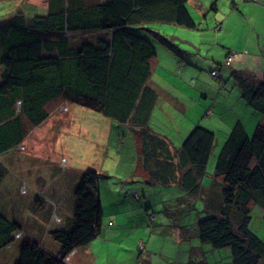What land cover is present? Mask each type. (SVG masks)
<instances>
[{
	"label": "trees",
	"instance_id": "1",
	"mask_svg": "<svg viewBox=\"0 0 264 264\" xmlns=\"http://www.w3.org/2000/svg\"><path fill=\"white\" fill-rule=\"evenodd\" d=\"M46 2V12L32 16L22 11L23 5L37 7L29 0L4 3L16 11L0 17V156L20 146L49 117L54 102L96 110L113 121L110 134L114 128L119 147L128 131L143 134L135 151L140 168L149 182L176 186L177 206L190 205L187 212L198 210L194 197L201 195L208 177L195 235L212 250L227 249L229 264H260L264 241L253 212L260 206L259 218L264 219V126L258 124L248 134L236 121L215 156L211 176L207 166L217 138L213 130L196 123L171 150L149 128L158 97L147 83L157 52L152 24L195 27L187 0ZM160 39L172 48L166 37ZM234 78L240 96L264 115V76L235 70ZM4 164L0 160V188L8 170ZM100 177L93 167L80 172L66 226L49 230L40 243L24 233L16 235L18 222L0 214V264H63L69 251L97 237L103 218ZM134 196L141 199L136 191ZM37 200L44 203L41 196L32 203Z\"/></svg>",
	"mask_w": 264,
	"mask_h": 264
},
{
	"label": "crops",
	"instance_id": "2",
	"mask_svg": "<svg viewBox=\"0 0 264 264\" xmlns=\"http://www.w3.org/2000/svg\"><path fill=\"white\" fill-rule=\"evenodd\" d=\"M44 1L46 2V0ZM30 2L37 8L47 9L48 7L47 2L44 5L36 0ZM222 2L223 5L219 12L213 5L208 7L204 0H187L186 4L196 24L195 27L189 28L171 23H153L151 29L157 32L152 34L155 36L157 52L151 58L152 72L147 83L156 91L158 97L151 112L149 128L161 137L171 150L181 145L196 123L213 130L217 138L207 166L208 176L212 175L211 170L220 140H224L236 121L240 120L243 123L248 134L253 132L256 125L264 126V115L253 111L240 96L234 78L235 70L254 73L258 78L264 76V0L255 3L244 0L240 2L239 0H222ZM237 26L240 33L241 28L246 27L242 36L240 33L238 35ZM230 34L231 36L236 34L235 37L243 42H232L228 38ZM163 37L168 39L172 48L161 41L160 38ZM228 55H232V57L227 64ZM213 70H216V74L212 73ZM211 75L215 80H211ZM232 79H234V84ZM188 98H191L192 104ZM199 107L202 110L197 113ZM175 111L185 115H189V112H194V114L191 120L181 116L182 121L178 122L177 114H174ZM50 115L43 121L44 123L48 121ZM102 119L107 121L106 127L111 132L113 121L106 117ZM50 124L51 121H49L48 126L42 124L44 125L43 130H46ZM50 132L52 133V131ZM128 133L122 138L121 146L117 149L119 154L113 158L114 162H118L113 169L124 165L122 166L124 179L117 177V183L120 182L121 185L134 184L130 189L136 192L141 190V199L136 202L135 206H129L132 201L124 196L121 191L102 187L99 182L103 213L101 231L92 241L69 251L63 257V264H158L152 258L153 255H157L156 253H159L158 260L164 261L165 264H195L196 262V264H209L207 263L209 256L211 257V264H224L221 261L220 250H212L210 246L201 244L200 241L197 246H191L184 250L182 256H185L186 251L189 257L197 255L200 258L194 261L192 257L188 262H183L182 257L165 256L164 253L152 249L153 247L148 246V242L144 241L147 237L148 241L152 239L153 242H156L161 237L160 231L165 238L167 234H170L168 232H174V237L180 242L190 241L188 228L189 225L193 226V223L195 227L199 213L195 215L196 221L190 222L187 219L188 224L185 227L180 224L182 221V217L178 216L180 209L186 212L185 208L190 205L182 206L179 203L177 206L178 202L175 198L176 194L179 193H177L176 186L149 182L150 178L140 168L142 167L141 160L136 157L135 152L141 146L143 134L139 135L137 130L128 131ZM26 137L25 135L21 144L24 143ZM16 149L18 150V148ZM6 157L16 159V155L4 152L3 161L5 164ZM13 170L17 171L19 168L14 167ZM80 172L76 174L73 185L68 187V196L65 195V190L62 188L63 192L53 189L51 195L52 183L47 182L43 186L47 197L50 195L54 200L53 206L49 204L48 212L47 210L44 212L37 209L32 210V207H35L32 206V202L38 196H41L45 203L43 191H41L40 195L36 193L33 198L26 202L4 195V198L0 199V214L9 219L13 218L20 225L19 231L21 233L23 232L40 243L49 230L66 226V219L73 211L74 187ZM208 185L209 178L205 177L201 190L205 191ZM156 186L158 190L165 191L166 194H160L157 198ZM202 191L199 197L194 198L201 200L203 206L205 196ZM37 203H42V201L37 200ZM162 206L167 207L166 213L165 209L159 211L165 213L163 215L169 219V222L154 221L156 217H154L153 222L150 221L151 214L146 210L151 208V212L155 213L157 211L153 208ZM124 209L125 213H122ZM40 213L42 217L38 216ZM53 213H56L58 218H55ZM254 214L257 216L254 224L256 232L264 241V219L259 218L262 211H255ZM223 251L227 253L228 250L224 249ZM227 263L229 264V262ZM260 264H264V258Z\"/></svg>",
	"mask_w": 264,
	"mask_h": 264
},
{
	"label": "rangeland",
	"instance_id": "3",
	"mask_svg": "<svg viewBox=\"0 0 264 264\" xmlns=\"http://www.w3.org/2000/svg\"><path fill=\"white\" fill-rule=\"evenodd\" d=\"M5 1L6 0L0 1V17H5L6 15H9V13L16 11L4 7ZM36 1L43 5L46 3L44 0ZM81 1L83 3H94L97 1L99 2L106 0ZM204 1L208 5V7L214 5L216 7V10H218L219 12L221 11V6L223 5L222 0ZM240 1L241 0H239V2ZM244 1L255 3L259 0ZM46 10L47 9L40 7H30L28 5L25 7L23 5L22 9L25 15L28 16H32L37 13H44L46 12ZM245 30V26L241 28V33L238 29V35L240 33V36H242ZM235 35L236 34H233L231 36L230 34L228 38L235 43H239L240 41L243 42L241 39L239 40L238 38H236ZM231 57L232 55L227 56V64L228 61L230 62ZM211 80H215L212 75ZM232 83L234 84V79H232ZM235 87L237 88L236 85ZM190 99L191 98H188L189 102L192 104V101ZM192 100L195 101L196 99ZM51 108L52 111H54L55 109L56 111L52 113L53 115H50V118L48 119V121H46V123H42L48 126L49 121H51V124L48 128H46V130H43L44 125L42 124L39 125L41 127L38 126L39 128L33 127L34 129L32 128L27 135V137L29 138L26 137L24 143L17 147L18 150L10 149L8 150V152H6V154L16 155V159L13 157H6V165H4L8 168V170L7 173L4 174L2 180V193L0 194V199H3L5 195L8 198L12 196L16 200L21 199L23 202H26L29 199L33 198L36 193L37 195H40V192L43 191L45 194L46 191H44L45 189L43 188V186L47 184V182L50 184L52 183V186L50 188L51 195L53 189L58 190V192H63V190H61L62 188L65 190V195L68 196V187L70 185H73L76 174L79 171H83L84 169L93 167L99 173H101L102 177L99 178V182L101 183L102 187H109L113 190L121 191L124 196L132 201L129 206H135L138 200L134 196L135 190L130 189L131 186H134V184H124L125 186H122L120 182L117 183L116 178L122 177V166H124L122 165L117 169H113L118 164V162L113 161V158L119 154L117 150V148H119V146L117 145L119 137L115 134L114 128L112 135L110 134V132L108 131V127H106L107 121L105 119H102L105 117L96 110L72 102H54L51 105ZM201 110L202 108L199 107V109H197V113H200ZM174 114H177V120L178 122H180L182 121L181 116L191 120L194 112H189V115H185L175 111ZM50 131H52V133ZM222 142L223 141L220 140L218 151L222 146ZM113 144H116V147H113ZM3 159L4 154H1L0 160L2 161ZM14 167L19 168V170L14 171ZM121 179L124 178L122 177ZM110 185H112L113 187H111ZM116 185L118 188L115 187ZM164 188L167 189L168 187ZM20 190L23 192H21ZM156 190L157 191L152 189V191H155V193L157 194V198L160 194H166L165 191L158 190L157 186ZM103 192L105 193L104 188ZM141 193L142 191L140 190L138 194L141 196ZM168 194H170L169 191ZM48 196L49 197L44 195L45 203H32V206H35L32 207V210L37 209L42 210L43 212L44 210H47L48 212L49 204L51 206H53L54 204L52 196ZM195 204L196 208L198 210H201V200H196ZM162 208L163 206L154 208V210L157 211L155 213L151 212V208L147 209L146 211L148 213L153 214L151 215V219L149 218V220L151 221L152 219H154V217H156V220L154 221L163 223L167 221L169 222V219L163 215L165 213L163 211H159ZM255 211H262V208L260 206H256L253 213H255ZM122 213H125V209L122 211ZM198 213L200 212H196L195 208L193 207H191L188 212L181 211L178 214L179 217H182V221L180 222V224L184 225L183 227H185V225L188 224L187 219H189L190 222L196 221L195 215ZM38 216L42 217V214L40 213L38 214ZM10 220L13 221V218H10ZM188 231L190 234V241L180 242L179 239H176L174 237V232H168L170 234H167L165 238L164 234L161 231L159 232L161 237H159L156 242H153L152 239L148 241L147 237L144 241L148 242V246L153 247L152 249L164 253L165 256L168 255L177 258L182 257L183 262H188L189 259L193 257V260L197 261L200 259L197 255H192V257H189L186 251L185 256H182L184 255L185 249H188L191 246L195 247L199 244L197 236L194 235V223L193 226L189 225ZM206 245L209 246V244ZM165 252L167 253L165 254ZM220 252L223 257L222 262L224 264H228V257L226 256L225 252ZM156 254L157 255L152 256L153 260L155 262H158V264H165L164 261L158 260L159 253ZM163 259L165 258L163 257ZM207 263L211 264L210 256L207 258Z\"/></svg>",
	"mask_w": 264,
	"mask_h": 264
},
{
	"label": "built area",
	"instance_id": "4",
	"mask_svg": "<svg viewBox=\"0 0 264 264\" xmlns=\"http://www.w3.org/2000/svg\"><path fill=\"white\" fill-rule=\"evenodd\" d=\"M213 74H216V70L212 71ZM54 214V213H53ZM55 218H58V216L55 214Z\"/></svg>",
	"mask_w": 264,
	"mask_h": 264
},
{
	"label": "clouds",
	"instance_id": "5",
	"mask_svg": "<svg viewBox=\"0 0 264 264\" xmlns=\"http://www.w3.org/2000/svg\"><path fill=\"white\" fill-rule=\"evenodd\" d=\"M44 193V192H43ZM54 214H56V213H54ZM57 215V214H56ZM23 233V232H22ZM20 231L19 232H17V234L16 235H19V234H22Z\"/></svg>",
	"mask_w": 264,
	"mask_h": 264
}]
</instances>
